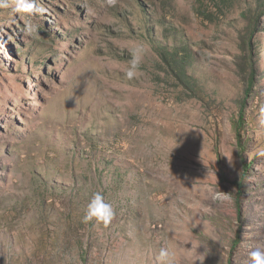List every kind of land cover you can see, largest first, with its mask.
Instances as JSON below:
<instances>
[{
  "label": "rangeland",
  "instance_id": "rangeland-1",
  "mask_svg": "<svg viewBox=\"0 0 264 264\" xmlns=\"http://www.w3.org/2000/svg\"><path fill=\"white\" fill-rule=\"evenodd\" d=\"M35 3L0 7V264H155L162 247L173 264H251L264 251V14L243 50L254 0ZM174 44L191 52V89L154 50ZM96 192L107 227L83 220Z\"/></svg>",
  "mask_w": 264,
  "mask_h": 264
},
{
  "label": "clouds",
  "instance_id": "clouds-1",
  "mask_svg": "<svg viewBox=\"0 0 264 264\" xmlns=\"http://www.w3.org/2000/svg\"><path fill=\"white\" fill-rule=\"evenodd\" d=\"M0 7H12L14 12L24 13L26 15H35L43 12L42 8L37 7L35 0H0ZM36 31V26L32 23L26 25V32L31 34ZM143 49L134 50L129 62L128 70L125 75L128 80L133 79L136 71L140 67ZM115 217L113 206L105 202L102 192H96L92 195L83 217L84 222L94 221L107 227ZM251 264H264V251L256 249L248 253ZM174 253L168 247H162L155 258V264H173ZM195 264V261L192 262Z\"/></svg>",
  "mask_w": 264,
  "mask_h": 264
},
{
  "label": "trees",
  "instance_id": "trees-1",
  "mask_svg": "<svg viewBox=\"0 0 264 264\" xmlns=\"http://www.w3.org/2000/svg\"><path fill=\"white\" fill-rule=\"evenodd\" d=\"M254 3H255L254 12L253 13L250 12L249 14L250 16L249 15L246 16L249 17L248 30L246 33L248 39L243 38L245 39L244 45H247V48L243 50L248 52L250 47L252 50V45H250V41L252 39V35H254V33L257 31L258 19L261 15L264 14V12L261 10L262 8H264V0H254ZM199 12L201 15L206 13V12H201V9L199 10ZM154 50L158 55L160 63L165 68L166 72L170 75V77L181 86L183 87L186 86L189 89H191V86H193L194 82L192 76H189L187 74L188 66L191 64V52L188 49L187 45L182 44L181 46H179L174 44L166 47L154 46ZM254 72H255L254 69H251L249 71L250 78H249L248 88H250L251 80L253 78ZM238 129H239V124L237 125V130Z\"/></svg>",
  "mask_w": 264,
  "mask_h": 264
}]
</instances>
